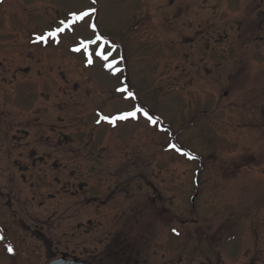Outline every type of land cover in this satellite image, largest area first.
<instances>
[{
  "label": "rangeland",
  "instance_id": "obj_1",
  "mask_svg": "<svg viewBox=\"0 0 264 264\" xmlns=\"http://www.w3.org/2000/svg\"><path fill=\"white\" fill-rule=\"evenodd\" d=\"M62 256L264 264V0H0V264Z\"/></svg>",
  "mask_w": 264,
  "mask_h": 264
},
{
  "label": "snow or ice",
  "instance_id": "obj_2",
  "mask_svg": "<svg viewBox=\"0 0 264 264\" xmlns=\"http://www.w3.org/2000/svg\"><path fill=\"white\" fill-rule=\"evenodd\" d=\"M93 3H95V0H93ZM95 11H96L95 9H91V11L81 12L79 15L74 14L73 17H72V22L73 23H75V22H85L86 23V19L85 18H90L91 15L93 13H95ZM61 25H64V27L58 28L56 32H49L46 37H37V39L38 40H40V39L47 40L48 38H53L54 39L55 37L58 36V34L60 32L65 31V28L71 29V27H72V24H68L65 21H61ZM91 26L93 27V30L95 31V25H91ZM96 41H101V37L97 36L96 37ZM90 43H95V41H91ZM104 43H106V42H104ZM87 47H88V45H84V50L85 51L87 50ZM74 51H81V49L80 48H75ZM95 54L97 56H99L101 59L105 60V61L108 60V56L105 55L102 50L101 51H97ZM88 63L89 64L92 63L91 54H88ZM106 66L109 68L110 71L113 70L114 67H115V65H113V64H107ZM138 112H141V109L137 108L136 111H133V112H126V113H123L121 115H117V116H114V117H111V118H109V117H103V119H106L109 123L115 124L117 121L127 120L129 118H133V119L136 118V115H137ZM142 114L150 122H152V123H155L156 122L147 113H142ZM177 150L179 151V149H177ZM8 251L9 252H12V248L9 247L8 248Z\"/></svg>",
  "mask_w": 264,
  "mask_h": 264
},
{
  "label": "water",
  "instance_id": "obj_3",
  "mask_svg": "<svg viewBox=\"0 0 264 264\" xmlns=\"http://www.w3.org/2000/svg\"><path fill=\"white\" fill-rule=\"evenodd\" d=\"M48 264H83V263H81L80 261H78L76 259L69 260L66 257H61V258H58V259L51 261Z\"/></svg>",
  "mask_w": 264,
  "mask_h": 264
},
{
  "label": "flooded vegetation",
  "instance_id": "obj_4",
  "mask_svg": "<svg viewBox=\"0 0 264 264\" xmlns=\"http://www.w3.org/2000/svg\"><path fill=\"white\" fill-rule=\"evenodd\" d=\"M69 260H72V259L69 258ZM101 261H102V260H101ZM80 262L83 263V264H91V263H88V262H85V261H80ZM101 264H105V262H104V263L102 262ZM106 264H107V263H106Z\"/></svg>",
  "mask_w": 264,
  "mask_h": 264
}]
</instances>
